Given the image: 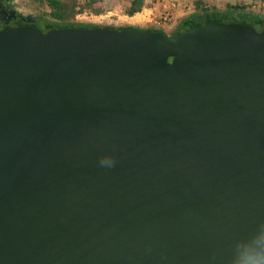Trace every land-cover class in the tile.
<instances>
[{
    "label": "water",
    "instance_id": "obj_1",
    "mask_svg": "<svg viewBox=\"0 0 264 264\" xmlns=\"http://www.w3.org/2000/svg\"><path fill=\"white\" fill-rule=\"evenodd\" d=\"M9 15L0 264H230L264 223V25Z\"/></svg>",
    "mask_w": 264,
    "mask_h": 264
},
{
    "label": "trees",
    "instance_id": "obj_2",
    "mask_svg": "<svg viewBox=\"0 0 264 264\" xmlns=\"http://www.w3.org/2000/svg\"><path fill=\"white\" fill-rule=\"evenodd\" d=\"M45 10L36 16L37 20L44 23V27H70V28H97L102 27L106 29H138L145 31H155L150 29H139L131 25L114 27V26H98V25H88L82 23L74 22L77 16L81 15H102L105 10V5L103 0H40ZM260 4H264V0H255ZM144 6L143 0H130L128 5L122 7V12L132 17L133 15L139 13ZM195 14H192L188 18L182 20L174 32L176 33L187 27H192L200 23H206L210 21H221L224 23H259L264 25V15L242 12L241 8L238 6L227 5L224 11H217L216 9L209 6L203 1H197L195 6ZM32 18V17H30ZM174 36L175 34H170Z\"/></svg>",
    "mask_w": 264,
    "mask_h": 264
},
{
    "label": "rangeland",
    "instance_id": "obj_3",
    "mask_svg": "<svg viewBox=\"0 0 264 264\" xmlns=\"http://www.w3.org/2000/svg\"><path fill=\"white\" fill-rule=\"evenodd\" d=\"M209 3L208 5H210ZM230 4L231 6H238L241 8L240 11L242 12H249V13H256L260 15H264V4H260L256 2L255 0H221L219 3L215 1L213 5L211 6L212 8L216 9L217 11H224L227 8V5ZM13 6L15 10L21 14L22 16L25 17H32V18H37L38 14L41 12V10H45V7L43 3L40 0H14L13 1ZM106 11L102 15H81L79 18H75L74 22L76 23H82V24H88V25H98V26H114V27H121V26H127V25H132L134 20L128 19L129 16L125 15L122 12V7L121 8H115V9H105ZM171 10H167L166 8H163V11H159L157 16L152 17V15H149L150 20L151 19H158L159 16L168 11L171 13ZM190 11H196L195 9L192 8ZM157 14V13H156ZM195 14V13H193ZM172 15V13H171ZM147 17V16H146ZM138 19H141L139 17ZM154 21V20H153ZM181 19L180 18H173L170 22L166 24H159L157 27L160 29L162 32L170 35L172 33L176 34V27L180 23ZM36 24L38 28L43 27L42 22L39 20L36 21ZM139 26H149V23H143L139 24Z\"/></svg>",
    "mask_w": 264,
    "mask_h": 264
},
{
    "label": "clouds",
    "instance_id": "obj_4",
    "mask_svg": "<svg viewBox=\"0 0 264 264\" xmlns=\"http://www.w3.org/2000/svg\"><path fill=\"white\" fill-rule=\"evenodd\" d=\"M99 162L108 167L114 164L110 157H102ZM230 264H264V223L259 224L247 238L234 244Z\"/></svg>",
    "mask_w": 264,
    "mask_h": 264
},
{
    "label": "crops",
    "instance_id": "obj_5",
    "mask_svg": "<svg viewBox=\"0 0 264 264\" xmlns=\"http://www.w3.org/2000/svg\"><path fill=\"white\" fill-rule=\"evenodd\" d=\"M129 1L130 0H103V3L105 5V9H115L118 7L121 8L128 5ZM143 1H144V6L142 10L143 9L146 10L144 12L147 15V19L150 18L149 15H152V17L154 18V16L160 14V13L158 14L159 11L161 12L163 11V8H166L167 10L172 9L171 13L173 18H180L182 21L188 18L189 16H191L193 13H196L195 11L191 12L190 9L191 6L193 9H195L197 1H203L207 4L211 3L209 6H212L215 1L219 3V1L221 0H143ZM130 18L138 19L139 16L136 14L133 15L132 17H129L128 19Z\"/></svg>",
    "mask_w": 264,
    "mask_h": 264
},
{
    "label": "built area",
    "instance_id": "obj_6",
    "mask_svg": "<svg viewBox=\"0 0 264 264\" xmlns=\"http://www.w3.org/2000/svg\"><path fill=\"white\" fill-rule=\"evenodd\" d=\"M146 11L145 9H143L141 12L137 13V15L139 17H141V19H133L130 18V20H134L131 26L137 27L139 29H150V30H155V31H161L160 29H158V25L161 24H166L168 22L171 21L172 19V15L170 12L166 11L164 13H162L158 19H147V15L145 14ZM136 15V14H135ZM81 16H77L76 18H79ZM154 20V21H153ZM143 23H149V26H139V24H143Z\"/></svg>",
    "mask_w": 264,
    "mask_h": 264
},
{
    "label": "flooded vegetation",
    "instance_id": "obj_7",
    "mask_svg": "<svg viewBox=\"0 0 264 264\" xmlns=\"http://www.w3.org/2000/svg\"><path fill=\"white\" fill-rule=\"evenodd\" d=\"M13 1L14 0H0V27L14 25L18 23L22 25H28L25 21H12L13 17L9 15L10 11H15L16 16L21 15L15 10L13 6ZM22 17L25 18V16ZM32 25L38 27L36 22Z\"/></svg>",
    "mask_w": 264,
    "mask_h": 264
}]
</instances>
